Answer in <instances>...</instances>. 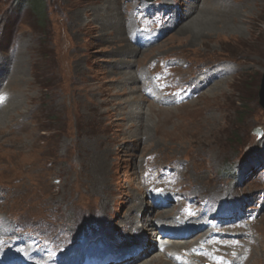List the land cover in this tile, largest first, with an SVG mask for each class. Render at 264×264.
<instances>
[{
  "label": "rangeland",
  "instance_id": "rangeland-1",
  "mask_svg": "<svg viewBox=\"0 0 264 264\" xmlns=\"http://www.w3.org/2000/svg\"><path fill=\"white\" fill-rule=\"evenodd\" d=\"M44 1L41 19L0 0V227L17 220L47 261L100 264L105 224L182 211L194 233L259 223L264 264V0Z\"/></svg>",
  "mask_w": 264,
  "mask_h": 264
},
{
  "label": "bare ground",
  "instance_id": "bare-ground-1",
  "mask_svg": "<svg viewBox=\"0 0 264 264\" xmlns=\"http://www.w3.org/2000/svg\"><path fill=\"white\" fill-rule=\"evenodd\" d=\"M201 1V0H200ZM207 3L212 2V0H203ZM174 4H168V6L178 7L177 0H173ZM138 9V8H137ZM142 9V7H139ZM146 13L150 12V7L145 9ZM191 11H189L190 14ZM187 14H185L186 16ZM237 17V16H236ZM247 18V17H246ZM184 19V17H181ZM251 19L254 20L255 16L251 15ZM207 23L218 25L216 20H208ZM224 23V22H223ZM196 22L192 23V28L195 27ZM222 24V23H221ZM132 27V26H131ZM224 23V28H226ZM189 31H193V29ZM196 29V28H194ZM249 31V30H248ZM263 33V32H262ZM130 41H134L132 35L134 34V29L131 30ZM141 37V36H140ZM139 38V36H138ZM141 39V38H140ZM131 54H135L138 51L128 47ZM177 67V66H176ZM228 68H224L220 71L215 70L211 74L218 79L228 72ZM221 76H216L215 74ZM224 73V74H223ZM173 74V72H172ZM129 80L135 78L133 75H128ZM176 79V78H175ZM204 76L201 81L205 80ZM214 79V78H211ZM168 80L172 83L173 79L170 74L168 75ZM175 82H180L176 80ZM125 83V82H124ZM200 86V85H199ZM143 90V89H142ZM225 92L221 89L213 94L223 95ZM182 102L183 98L178 97L174 100ZM161 104L167 103L157 101ZM171 102V101H170ZM168 105H166L167 107ZM165 107V108H166ZM14 108V107H13ZM12 108V109H13ZM17 109V108H16ZM169 109V108H168ZM10 108L8 109V111ZM7 112V111H6ZM2 119V118H1ZM0 119V123L2 122ZM3 125L0 124V128ZM14 133V132H13ZM16 135H19L15 133ZM26 179V178H25ZM28 180V179H26ZM28 182V181H27ZM17 184V183H16ZM9 189V188H8ZM15 189V187H14ZM13 190V189H12ZM16 191V190H15ZM6 192V191H5ZM9 194V193H7ZM18 194V193H17ZM162 194V193H161ZM5 195V194H4ZM161 201L159 204L161 208L166 207V199L168 196L161 195ZM14 197V196H12ZM3 190H0V200H4ZM8 198V197H7ZM11 198V197H10ZM9 203V202H7ZM5 200L3 201L4 206H7ZM9 206V205H8ZM133 213H136L140 219L139 225H135L132 220L127 222H122L118 226L110 224H105L102 232L93 234V244L102 243L104 245H109L115 250V254H111L114 259L110 261L100 262V264H252V257H254V247L256 243V237L258 236L256 231V226L259 223L249 224L244 226L242 223H238L237 220L231 221V227L225 230L220 236L207 230L204 232L202 230L200 233H194L196 229L202 228L196 222L189 220V218L182 219L180 217L182 211H164L156 212L155 220L150 218V214L146 211L139 209L137 207L133 208ZM139 212V214H138ZM181 221H178V219ZM17 220H6L5 224L0 227V264H10L11 262H16L17 264H68L71 262L69 253L60 261H47L42 256L34 253L33 250L38 249L36 242L32 240L28 234L21 232L19 230V224L13 223ZM156 221V222H155ZM156 223L159 224L158 229H156ZM141 228V229H140ZM155 229V239H149L148 235L152 233ZM256 232V233H255ZM170 234L177 235V238L171 237ZM240 238L238 240L231 239ZM192 238V242L187 240ZM243 238V239H242ZM242 239V240H241ZM128 240H132V243H138L139 249L126 251L125 245ZM17 241V242H16ZM209 241V242H207ZM10 244V249L5 251L4 245ZM129 244V243H128ZM69 250H67L68 252ZM157 251V252H156ZM147 260L148 258H150ZM163 257L165 260H163ZM12 264V263H11Z\"/></svg>",
  "mask_w": 264,
  "mask_h": 264
},
{
  "label": "trees",
  "instance_id": "trees-1",
  "mask_svg": "<svg viewBox=\"0 0 264 264\" xmlns=\"http://www.w3.org/2000/svg\"><path fill=\"white\" fill-rule=\"evenodd\" d=\"M23 4L31 5V8L42 19L45 14V1L44 0H22Z\"/></svg>",
  "mask_w": 264,
  "mask_h": 264
},
{
  "label": "water",
  "instance_id": "water-1",
  "mask_svg": "<svg viewBox=\"0 0 264 264\" xmlns=\"http://www.w3.org/2000/svg\"><path fill=\"white\" fill-rule=\"evenodd\" d=\"M148 2H153L155 0H146ZM260 103H261V106L264 108V80H263V85L261 87V92H260Z\"/></svg>",
  "mask_w": 264,
  "mask_h": 264
}]
</instances>
